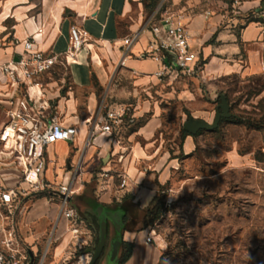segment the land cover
Listing matches in <instances>:
<instances>
[{"label": "crops", "instance_id": "1", "mask_svg": "<svg viewBox=\"0 0 264 264\" xmlns=\"http://www.w3.org/2000/svg\"><path fill=\"white\" fill-rule=\"evenodd\" d=\"M182 1L172 0V4L162 11L183 12V6L180 7ZM151 4L152 0H0V65L19 59L24 50V40L31 36L40 49L58 55L67 50L72 26L85 29L92 38L77 60L66 67L55 64L37 82L43 85L45 100L49 101L53 113L65 124L77 127L78 136L74 142L60 141L50 149L55 150L59 144L66 146L68 156L71 152L75 153V159L68 163L66 171H59L58 174L62 179L76 171L74 166H80L77 178L82 188L73 198L87 196L90 204L73 206L90 232L91 248L95 244V232L101 233L103 225L107 228L106 244L99 264H118L123 243L133 245L132 253L124 264H159L162 256L160 246L146 241L148 230L142 223L144 211L157 195L158 181L165 182L175 167L170 164L169 168L163 169L169 158L168 152H163L162 144L153 140L161 127L160 113L153 108L154 114L145 125L124 137L120 133L111 138L100 130V126L95 128L98 118L105 113L102 106L109 109L125 106L110 100L118 94L114 87L118 73L123 71L131 75L135 95L139 94V90L152 95V90L162 85L168 75L158 76L161 64L145 54L152 39L149 20L157 8H152ZM260 4L261 0H244L239 8L258 11ZM185 15L192 47L205 61L201 67L204 76L217 80L230 75H264L263 16L249 19L219 11ZM127 37L133 39L129 45L124 44ZM213 39L215 42H212ZM126 51L128 56L122 66L120 61ZM23 94L22 89L7 85L0 72V129L9 120V110L20 107ZM36 98L40 100V97ZM145 107L138 100L134 115L145 113ZM149 107L152 109L150 102ZM194 136L185 137L182 143L185 154L194 150ZM139 137L147 142L142 143ZM102 168L112 169V176L117 175L119 181L126 175V186L121 188L120 182L111 183L109 179L107 189H103L100 185L103 179L99 177ZM0 175L9 187H17L22 182V174L14 166L1 169ZM92 177L96 178V184L84 187ZM30 193L28 191L22 196L21 206L22 200ZM21 211L22 207L17 213ZM37 212L32 210L26 223L16 224L21 233V239L18 238L20 243L33 256L44 250L46 239L60 217L54 215L50 222L42 219L46 212L44 208L39 210V214ZM60 229L64 241L57 245L55 256L49 257L48 264L61 263L60 254L69 233L63 227ZM39 247L41 252L38 254Z\"/></svg>", "mask_w": 264, "mask_h": 264}, {"label": "rangeland", "instance_id": "2", "mask_svg": "<svg viewBox=\"0 0 264 264\" xmlns=\"http://www.w3.org/2000/svg\"><path fill=\"white\" fill-rule=\"evenodd\" d=\"M241 1L244 0H183L180 7L188 15L219 11L249 19L263 16L264 22L262 0L258 11L241 10ZM171 2L152 0L157 7L164 3V8ZM204 63L200 58L190 74L170 72L162 85L152 90V95L142 90L135 95L132 77L126 72L118 73L114 81L118 94L110 100L124 103L127 108L121 135L124 137L145 125L155 108L162 123L153 140L162 144L163 152H168L163 169L170 164L175 166L165 182L158 181L157 195L163 202V214L142 223L145 229L152 230L153 242L162 248L159 264H264V75H230L212 80L202 73ZM30 92L41 97L39 85L31 86ZM222 95L226 96L233 118L223 120L216 130H201L194 136V150L185 154L182 132L188 114L213 122ZM138 100L146 105L147 111L135 116ZM49 156L58 159L48 164L45 189L31 191L22 200L16 224L26 223L32 210H38L39 214L44 208L42 219L50 222L52 216L61 214V200L55 191L61 182L58 172L66 171L75 153L68 156L66 146L58 144L55 150H49ZM102 179L100 185L105 190L109 179L111 183H121L111 173ZM89 180L84 187L96 184L95 177ZM70 203L90 204L84 195L72 198ZM16 231L20 238V229ZM97 237L99 231L94 234L95 247Z\"/></svg>", "mask_w": 264, "mask_h": 264}, {"label": "built area", "instance_id": "3", "mask_svg": "<svg viewBox=\"0 0 264 264\" xmlns=\"http://www.w3.org/2000/svg\"><path fill=\"white\" fill-rule=\"evenodd\" d=\"M162 5L156 8L149 20L152 39L145 54L161 64L157 73L160 77L172 71L190 74L195 70L200 57L199 52L192 47L186 15L183 12L164 13L161 11ZM159 13L161 18L158 19ZM132 40L125 38L124 44L129 45ZM91 41L92 38L85 29L74 25L70 29L67 50L58 55L40 49L31 36L24 40V50L19 59L0 65L5 83L11 88L24 91L20 107L9 110V120L0 129V170L14 166L22 174V182L17 187L7 186L0 175V223L3 232L0 240V264H48L49 257L55 256L57 245L64 241L60 227L69 233L60 254V264L91 262L94 251L90 245V232L77 208L70 203L82 188L77 178L80 166H74V173L62 177L55 189L61 200V214L46 239L44 250L38 256H33V261L28 248L17 237L15 222V216L22 207V196L28 191L45 189V172L48 164L55 160L49 156L50 148L60 141L74 142L78 136L75 124H65L53 113L49 101L45 100L43 85L37 79L55 64L66 67L77 60L80 52ZM127 56L126 51L120 61L122 66L125 65ZM38 85L41 89L40 100L30 92L31 86ZM102 109L105 113L98 118L95 128L100 126V130L108 133L111 138L119 136L127 116V108L118 106L109 109L102 106ZM111 172L112 169L102 168L99 177H109ZM126 182L127 177L123 175L120 187L124 188ZM146 241L153 242L151 229H148Z\"/></svg>", "mask_w": 264, "mask_h": 264}, {"label": "water", "instance_id": "4", "mask_svg": "<svg viewBox=\"0 0 264 264\" xmlns=\"http://www.w3.org/2000/svg\"><path fill=\"white\" fill-rule=\"evenodd\" d=\"M221 100H222L221 103L216 107V112L213 122L210 123L203 118H196L191 114H188V119L184 122V130L189 132L191 135H197L201 130H209V131L216 130L220 125L221 119L228 118L232 115V113L230 112V105L226 99V96L222 95ZM106 238H107V228L105 225H103L90 264H96V262L100 258L105 248ZM119 245H120V239L118 236L117 247H119ZM30 254L33 261L34 257L32 253Z\"/></svg>", "mask_w": 264, "mask_h": 264}, {"label": "trees", "instance_id": "5", "mask_svg": "<svg viewBox=\"0 0 264 264\" xmlns=\"http://www.w3.org/2000/svg\"><path fill=\"white\" fill-rule=\"evenodd\" d=\"M262 2H264V0H262ZM156 5L154 6L153 4H151V7L155 9L157 7ZM163 8H164V4L162 5L161 11L163 10ZM228 118H233V117H228ZM225 119L226 118L221 119V122ZM200 133H201V131L198 134H200ZM182 134H183V137H182L183 139H185V137L187 135H190V133L185 131V130H183ZM162 206H163V202H161L160 196L156 195L153 198L150 205L144 211V220L154 221V220L158 219L163 214ZM96 240L98 243L99 238L97 237ZM122 245H123L122 246V252H121L118 264H124L127 261V259L130 257V255L132 253V249H133V245L130 243H123ZM95 248H96L95 246L92 247V250L95 251ZM99 260H100V258L98 259L96 264H99Z\"/></svg>", "mask_w": 264, "mask_h": 264}]
</instances>
